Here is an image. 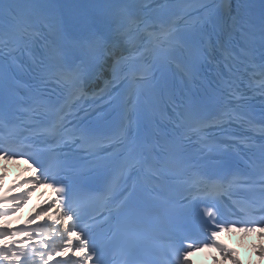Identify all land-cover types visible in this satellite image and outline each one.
I'll return each mask as SVG.
<instances>
[{
    "label": "snow or ice",
    "instance_id": "6c2138e0",
    "mask_svg": "<svg viewBox=\"0 0 264 264\" xmlns=\"http://www.w3.org/2000/svg\"><path fill=\"white\" fill-rule=\"evenodd\" d=\"M0 158L39 173L7 199L59 194L0 264H191L264 225V0H0Z\"/></svg>",
    "mask_w": 264,
    "mask_h": 264
}]
</instances>
